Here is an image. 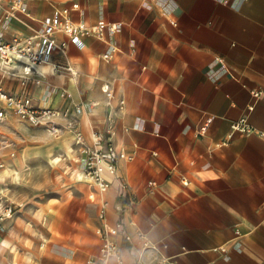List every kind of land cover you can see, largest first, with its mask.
<instances>
[{
	"label": "clouds",
	"instance_id": "obj_1",
	"mask_svg": "<svg viewBox=\"0 0 264 264\" xmlns=\"http://www.w3.org/2000/svg\"><path fill=\"white\" fill-rule=\"evenodd\" d=\"M30 3L0 0L6 25L0 31V264H170L189 251L184 228L155 212L133 211L128 193L138 189L131 171L142 162L147 187L140 204L175 199L196 179H222L216 151L205 147L207 129L195 142L190 168L184 149L172 155L171 187L167 169L160 179L148 175L139 138L160 137L171 73L159 76L160 69L141 63L131 25L106 14L110 0H44L42 16L33 15ZM16 13L36 25H28L30 34L11 25ZM166 44L176 52L178 41ZM39 55L46 58L37 62ZM180 135L188 138V131ZM193 146L186 139L185 148ZM174 245L179 251L172 255Z\"/></svg>",
	"mask_w": 264,
	"mask_h": 264
},
{
	"label": "crops",
	"instance_id": "obj_2",
	"mask_svg": "<svg viewBox=\"0 0 264 264\" xmlns=\"http://www.w3.org/2000/svg\"><path fill=\"white\" fill-rule=\"evenodd\" d=\"M29 8L36 16L47 11L44 0H31ZM106 14L131 25L128 34L138 40L141 63L160 69L159 76L171 73L172 100L159 112L160 137L139 138L146 173L160 179L167 169L165 182L171 187L176 171L172 155L184 149L183 163L190 168L195 142L204 139L200 128L206 125L210 138L205 147L216 151L214 167L225 176L205 184L196 179L175 199L149 198L140 204L147 187L141 162L131 171L138 189L133 211L155 212L162 221L184 228L189 251L174 255L179 246H172L170 264H264V98L252 94L264 92V0H144L143 7L140 0H110ZM17 16L10 21L14 28L27 34L26 25L36 27ZM173 40L178 41L175 53L166 49ZM11 92L16 93V86ZM240 117L253 130H232L231 123ZM184 129L194 145L191 151L185 148L188 138L180 135ZM152 150L159 155L153 157Z\"/></svg>",
	"mask_w": 264,
	"mask_h": 264
},
{
	"label": "built area",
	"instance_id": "obj_3",
	"mask_svg": "<svg viewBox=\"0 0 264 264\" xmlns=\"http://www.w3.org/2000/svg\"><path fill=\"white\" fill-rule=\"evenodd\" d=\"M16 15H18V13H16ZM5 16V13L0 11V31H2L6 25L4 24V20H3V17ZM30 25V24H28ZM28 25H26V27L28 28L29 30V27ZM32 26V25H31ZM27 34H30V32H28ZM47 51V49H46ZM46 57L44 55H39L36 60L37 62H39L40 60H43L45 59ZM257 92L256 90H252V94L254 96V98H257ZM9 98H12L16 93H13V92H8L7 93ZM24 93H22L21 95H23ZM4 109L3 108H0V112H3ZM209 121V119H208ZM206 125H204L203 127L200 128V131H202L203 129H205ZM231 128L232 130H236V131H240V132H243V133H247L251 130H253L252 126L246 121V118L245 117H240L238 120H235L231 123ZM128 199L131 200V201H135L136 202V195H133V193H128Z\"/></svg>",
	"mask_w": 264,
	"mask_h": 264
},
{
	"label": "rangeland",
	"instance_id": "obj_4",
	"mask_svg": "<svg viewBox=\"0 0 264 264\" xmlns=\"http://www.w3.org/2000/svg\"><path fill=\"white\" fill-rule=\"evenodd\" d=\"M13 26V24H11Z\"/></svg>",
	"mask_w": 264,
	"mask_h": 264
}]
</instances>
